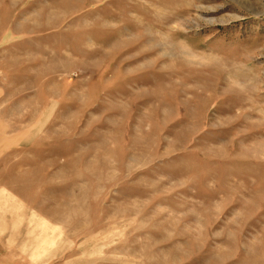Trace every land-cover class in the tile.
Returning a JSON list of instances; mask_svg holds the SVG:
<instances>
[{"label":"rangeland","instance_id":"1","mask_svg":"<svg viewBox=\"0 0 264 264\" xmlns=\"http://www.w3.org/2000/svg\"><path fill=\"white\" fill-rule=\"evenodd\" d=\"M0 264H264V0H0Z\"/></svg>","mask_w":264,"mask_h":264}]
</instances>
